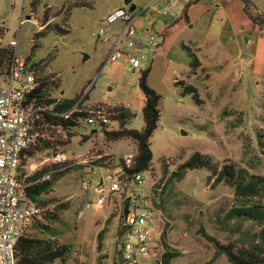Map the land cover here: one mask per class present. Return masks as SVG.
Masks as SVG:
<instances>
[{
	"label": "rangeland",
	"instance_id": "obj_1",
	"mask_svg": "<svg viewBox=\"0 0 264 264\" xmlns=\"http://www.w3.org/2000/svg\"><path fill=\"white\" fill-rule=\"evenodd\" d=\"M30 1L0 0V26L5 27L0 46L17 39L18 53L38 62L52 98H76L87 92L86 110L129 106L136 116L127 126L140 129L144 125V94L139 78L149 69L148 83L161 99L158 127L151 137L157 176H150L146 170V188L160 199L161 232H167L164 241L180 252L172 264H231L225 254H216L214 241L205 234L223 244L233 243L236 249L261 243L259 222L228 217L229 211L241 204L230 187L209 178L207 168L188 170L180 180L169 179L170 172L196 152L208 155L217 164L235 161L251 173L264 176V22H254L244 11L242 0H201L192 9L190 23L183 17L181 4L185 0H132L136 5L137 38L146 41L153 34L159 43H145L147 61L132 71L126 68L125 58L105 64L120 23L106 25L103 38L108 40L98 35L102 19L123 6L124 0H80L86 4L74 6L69 18L59 8L79 0H38L35 8ZM250 9L264 19V0H252ZM153 11L158 15L153 16ZM45 17L48 22H43ZM48 24L70 31L48 30L32 54L34 33ZM182 43L199 48L203 66L196 74L189 71L192 58ZM244 51L254 56L250 62L241 58ZM6 81V75L0 76V85ZM180 81L198 88L201 103H196L191 94L181 93V86L176 84ZM68 138L70 143L63 150H67L72 163L51 168L52 175L66 172L50 192L40 197L44 212L54 211L62 217L46 236L72 244L66 264H114L121 249L119 217L113 214L112 203L94 205L99 196L94 186L110 171L94 166L85 176L89 168L81 164L100 154L117 169L120 158L134 152L136 145L129 139L108 142L101 128L91 124L73 131ZM44 155L28 160V174L35 170L30 167L33 162L38 165L36 169L47 165ZM162 169L168 172L164 174ZM163 176L167 181L162 188ZM83 178L90 181L89 189L82 188ZM101 230L104 236L99 248Z\"/></svg>",
	"mask_w": 264,
	"mask_h": 264
},
{
	"label": "trees",
	"instance_id": "obj_2",
	"mask_svg": "<svg viewBox=\"0 0 264 264\" xmlns=\"http://www.w3.org/2000/svg\"><path fill=\"white\" fill-rule=\"evenodd\" d=\"M242 2L244 11L254 22H264L260 15H253L249 1L242 0ZM37 4L38 0L30 1L32 8H35ZM85 4L79 0L78 2L68 3V5H64L59 9L61 12L65 11V14L69 18L70 11L74 6ZM66 18L67 16L63 20L66 21L68 19ZM48 20L45 17L43 22H48ZM50 29L63 33L70 31L68 27L48 24L44 29L34 33L32 54L39 47L37 42L39 38L46 35ZM4 32L5 27L0 26V38L3 37ZM183 47L187 49L192 58L190 67L191 71L195 72L201 65L196 51L188 45H183ZM14 52L15 47L12 45L0 46V74L8 73ZM27 61H30V56L27 57ZM33 66L35 67L39 86L30 94V101H35L36 104L45 106L47 109L42 111L41 116L36 118L32 124L33 130L36 132V138L23 153L19 177L25 183L28 197L39 206L40 218H33L27 231L19 239L15 248V264H66L72 252V244L60 242L56 238L46 236L52 231L54 222L62 219V217L54 211L44 212L40 207L41 195L50 192L66 170L55 171L52 175L51 168L56 165H44L28 174L25 170L28 160L34 158L37 154H50L62 151L70 143V138L68 137L72 136L73 131L91 124L101 128V131L104 133V139L108 142L129 139L135 143L134 162L130 168L126 169L127 172L131 174L153 168L151 137L158 127L160 119L159 102L161 95L148 83L149 69L144 70L139 78V87L144 94V105L142 108L144 125L142 128L136 129L127 126L136 116V113L129 106L123 104L107 109L104 115L85 110L83 106L84 102L88 100V97H86L85 101L80 102L79 108L77 107L69 113L80 96L76 98H52L47 90L49 82H46L45 78L41 77L38 62H35ZM176 84L181 86V93L183 95L191 94L196 103H201L198 88L194 84L183 81L176 82ZM92 118L93 123L90 122ZM112 124H117L118 127L114 128ZM62 134H64L65 138H62ZM85 137L88 139V136ZM107 158V156L101 155L100 158L81 165L85 169L89 168L91 170L94 166L110 167L111 162L106 161ZM123 164L124 159L120 158L116 166H123ZM202 168L208 169L209 178L213 179L216 184H224L230 187L236 201L240 202V206H236L229 211L228 217L230 219L243 217L261 224L259 232L261 243H255L250 247L236 249L233 243L223 244L208 234H205V237L214 241L216 254H225L231 264H264V202L262 201L264 197V176L251 173L246 167L239 166L235 161L228 160L222 164H217L208 155L196 152L180 163L176 170L170 172L169 181L182 179L188 170ZM162 171L164 174L168 172L167 169H162ZM46 172H51L50 179H42V176ZM164 176L160 180L161 182L163 181L162 188L167 181H164ZM159 183L156 184V187H159ZM155 191L157 192L156 189ZM113 214L116 215L115 212ZM123 218L124 216L122 215L120 221ZM103 233L104 230H101L98 234L99 248L102 247ZM166 237L167 232L163 231L161 241L164 243L166 249L162 255L161 262L162 264H172V261L180 255V252L170 248L169 244L164 241ZM114 264H117V258H115Z\"/></svg>",
	"mask_w": 264,
	"mask_h": 264
},
{
	"label": "built area",
	"instance_id": "obj_3",
	"mask_svg": "<svg viewBox=\"0 0 264 264\" xmlns=\"http://www.w3.org/2000/svg\"><path fill=\"white\" fill-rule=\"evenodd\" d=\"M228 1L218 0L220 3ZM135 20L134 11H130L126 5L112 10L102 19L103 27L98 34L102 38L106 34V25L120 23V29L106 58L107 63L125 58L128 69L136 71L147 61L144 45L157 44L156 38L153 34L149 35L146 41L137 38ZM103 39L108 40L106 37ZM10 44L16 46L17 41L14 39ZM38 86L35 68L15 50L7 81L4 86L0 85V264H15V248L19 239L27 231L33 218H40L39 206L28 197L25 183L19 177L23 153L36 138L32 124L41 116V112L47 109L35 101H30V94ZM79 96L69 113L79 108L80 102L85 101L88 93L84 92ZM83 108L85 109L84 106ZM92 112L106 114V110ZM90 122H94L93 118ZM134 156L135 153L129 154L124 158L123 166H118L117 169L106 167L110 173L107 177L102 176L94 186L99 194L94 204L102 207L112 203L113 210L119 217V227L123 224L129 225L119 240L121 249L118 251L117 264H120V258L122 264H161L164 250L156 241L161 235L158 231L160 199L147 190L146 171L131 174L126 171L133 165ZM100 157V154L95 155L83 163ZM67 162H71L67 150L43 156V163L47 165H61ZM37 166L34 162L30 164L33 170H36ZM149 172L150 176H157L154 170L149 169ZM50 178L51 172L42 176V179ZM82 187L89 189L90 181L83 178ZM127 197L131 199L129 213L125 216L124 200ZM122 215L124 218L120 221Z\"/></svg>",
	"mask_w": 264,
	"mask_h": 264
},
{
	"label": "crops",
	"instance_id": "obj_4",
	"mask_svg": "<svg viewBox=\"0 0 264 264\" xmlns=\"http://www.w3.org/2000/svg\"><path fill=\"white\" fill-rule=\"evenodd\" d=\"M200 2H201V0H185L182 4H181V6H182V10H183V17H184V20H185V22L186 23H190L191 21H192V19H193V11H192V9H193V7H195V6H197V5H199L200 4ZM249 2H252V0L251 1H249ZM189 3V4H188ZM225 3V2H224ZM164 13H165V11H164ZM152 15L153 16H157L158 15V13L157 12H155V11H153L152 12ZM260 15V14H259ZM264 20V19H263ZM15 38H13V39H11L10 40V42L12 41V40H14ZM16 41H17V44H18V40L17 39H15ZM0 41H3V37L2 38H0ZM10 42L9 43H7V45H11L10 44ZM183 45H188V46H190L191 48H193V49H195V51H196V54H197V56H198V58H199V60H200V62H201V65L200 66H203V61H202V58H200V56L198 55V53H197V51L199 50V48H196V47H192L191 45H189V44H186V43H182ZM156 46H158L159 45V43H157V44H155ZM13 46V45H12ZM15 47V50L17 51V49H16V47H17V45L16 46H14ZM18 52V51H17ZM245 52V51H244ZM244 52H242V54L244 53ZM247 54H249L251 57L248 59V60H246L243 56H242V54H241V58H243L242 60L243 61H245V62H250L251 60H252V58H254V56L252 55V54H250V53H248V52H246ZM20 54V53H19ZM108 56V55H107ZM25 57V56H24ZM28 57V56H27ZM27 57H25L26 58V60H27ZM27 62H29V63H31L32 65H34L35 64V62H33V61H27ZM125 62V65H126V68L128 69V65H127V62H126V60L124 61ZM109 63H111V62H105V64H109ZM34 67V66H33ZM35 68V67H34ZM199 67L197 68V70L194 72L195 74L199 71ZM137 71V70H136ZM189 71H191V70H189ZM188 71V72H189ZM3 74H0V76H2ZM4 75H6L7 76V73L6 74H4ZM66 150V149H65ZM131 153H135V151L134 152H131ZM131 153H129V154H131ZM124 159V158H123ZM103 167H107V166H103ZM112 167H114V166H112ZM117 167V166H116ZM151 170H153V168H150ZM93 170V169H92ZM91 169H88V173H86L85 174V176L87 175V174H89L91 171H92ZM149 170V169H148ZM101 178H102V176H101ZM100 178V179H101ZM82 185V184H81ZM83 188V187H82ZM84 189V188H83ZM95 205V204H94ZM105 205H109V204H105ZM104 205V206H105ZM96 207H99V206H97V205H95ZM103 207V206H102ZM159 219H160V217H159ZM119 223V222H118ZM159 225H160V227H159V229H158V231H160L161 232V224H160V220H159ZM118 227H119V224H118ZM120 228V227H119ZM121 229V228H120ZM119 233H120V230H119ZM119 233H118V235H119ZM161 235H162V232H161ZM161 235L159 236V237H157L156 238V241L159 243V244H161V242L162 241H160L159 239L161 238ZM118 241H119V239H118ZM162 245V244H161ZM165 251V250H164ZM162 261V260H161ZM161 264H162V262H161Z\"/></svg>",
	"mask_w": 264,
	"mask_h": 264
},
{
	"label": "water",
	"instance_id": "obj_5",
	"mask_svg": "<svg viewBox=\"0 0 264 264\" xmlns=\"http://www.w3.org/2000/svg\"><path fill=\"white\" fill-rule=\"evenodd\" d=\"M47 5V4H45ZM124 5L128 6L130 11H134L136 9V5L134 3H132V0H124ZM242 56L248 60L251 56L249 54H247L246 52H244L242 54ZM88 55H85V58H87ZM130 199L131 197H127L125 198L124 200V209H125V212H124V215L126 216L128 213H129V202H130ZM129 228V225L128 224H123L121 226V229H120V233L118 235V239L120 240L122 235L124 234V232ZM120 264H122V258H120Z\"/></svg>",
	"mask_w": 264,
	"mask_h": 264
}]
</instances>
